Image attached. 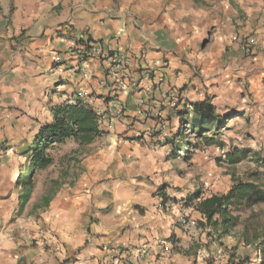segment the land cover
<instances>
[{"label": "crops", "instance_id": "obj_1", "mask_svg": "<svg viewBox=\"0 0 264 264\" xmlns=\"http://www.w3.org/2000/svg\"><path fill=\"white\" fill-rule=\"evenodd\" d=\"M112 56L126 60L117 78ZM206 97L263 138L264 0H0L5 154L63 102L89 106L104 132L25 202L0 182V264H225L222 238L192 247L195 231L216 237L181 223L182 194L156 193L181 186L173 166Z\"/></svg>", "mask_w": 264, "mask_h": 264}, {"label": "rangeland", "instance_id": "obj_2", "mask_svg": "<svg viewBox=\"0 0 264 264\" xmlns=\"http://www.w3.org/2000/svg\"><path fill=\"white\" fill-rule=\"evenodd\" d=\"M244 119L245 117L227 120L226 126L222 127L215 137L217 141L223 143L222 147L215 144L207 145L203 140L196 137L195 132L188 130L184 122L180 120L178 123L182 129L185 127L184 140L181 141L180 145H183L184 150L186 149V153L182 149V154H185L186 157L176 160L173 169L179 171L177 175L182 181L181 186H172L166 193L168 197L173 195L175 199H178L177 197L182 194L181 207L185 208L183 215H187L183 218L190 220L195 226H197L201 216L192 205H185V199L197 190H200L203 196L223 194L231 187L233 180L238 179L243 183H252L256 190L264 193V132L263 138H260L257 133L250 138L248 132H255L259 125L255 124L251 118L247 121ZM27 145L25 150H23L24 148L21 150L14 149L5 154L8 143L6 140L0 141V182L5 186L10 185L9 183L13 184L12 189L21 193V196L29 191L33 197L44 189V177L49 175L51 171L59 169L58 167H64L73 161L77 162L79 160L78 150L86 146H79L70 139L51 147L48 153L53 159L52 164L43 170L30 171L25 166H28L27 152L30 149L28 148L29 145L32 146V141H28ZM233 149H249L250 152L246 153V157L241 161L232 163L227 159L226 154ZM3 156L5 159L2 161ZM28 171H30V175L25 179L23 175ZM22 179L24 182L21 183L19 180ZM173 190H177L175 192L179 193H175ZM27 206L35 210V203H27ZM233 213L239 214V225L233 228L228 235L222 236V241L217 242L222 246L220 253L222 261H225V264H233L240 260H244L245 264H264V252L261 251L264 246L255 249L253 245L247 246L242 240L241 233L243 226H246L250 233L255 229L256 233L259 234L260 240L258 238L257 242L261 241L262 237L264 239V203L255 204L251 208L240 207L237 211L233 210ZM195 233H197V237L191 241L192 247L196 249L204 243L207 245L212 240L219 239L216 234L210 231L206 234L212 233L216 238L211 236V239H207L202 236L203 241H201L199 232L195 231ZM223 251L226 252L227 258L223 256ZM211 257L210 254L209 258Z\"/></svg>", "mask_w": 264, "mask_h": 264}, {"label": "trees", "instance_id": "obj_3", "mask_svg": "<svg viewBox=\"0 0 264 264\" xmlns=\"http://www.w3.org/2000/svg\"><path fill=\"white\" fill-rule=\"evenodd\" d=\"M193 110L196 116L193 119L196 137L207 145L215 144L222 147L223 143L217 141L215 137L220 129L225 127L224 123L229 116H218L209 97L202 102H195ZM51 114L52 120L39 128L27 152L28 166L25 167H28L30 171L43 170L52 164L53 159L48 153L51 147L60 145L68 139L74 140L80 146L86 145L104 134L99 129L100 116L87 105L63 102L53 106ZM180 120H183L182 117ZM248 152H250L249 149H233L226 156L230 162L236 163L244 159ZM30 171L24 173L25 179L29 177ZM19 181L22 183L24 179ZM166 188L167 185L162 184L156 191L163 201L167 196ZM30 194L27 191L22 195L23 202L29 198ZM258 203H264V193L256 190L252 183H243L238 179L233 180L231 187L223 194L203 196L202 192L197 190L185 199V205H192L201 216L197 227L208 229V232L212 231L218 238L228 235L239 225L240 216L237 213L234 214L233 210L237 211L240 207L251 208ZM241 233L242 240L247 246L253 245L254 249L264 246L263 237L261 241H256L258 238L260 240V237L255 229L250 233L248 227L243 226ZM261 251L264 252V247ZM233 264H245V261L240 260Z\"/></svg>", "mask_w": 264, "mask_h": 264}, {"label": "built area", "instance_id": "obj_4", "mask_svg": "<svg viewBox=\"0 0 264 264\" xmlns=\"http://www.w3.org/2000/svg\"><path fill=\"white\" fill-rule=\"evenodd\" d=\"M252 44H253V40L251 39L250 36L245 38L244 45H245L246 50H249ZM112 60H113V66L115 68L114 74H112V78H117L116 74L119 71H124L126 69V60L123 57H119V56H112ZM172 92H173V89L168 88V90L166 91V94H169ZM171 101H172V104L176 102V100H171ZM140 104L142 107L144 108L146 107V104L144 101H141ZM178 153L182 154L181 149L178 150ZM180 221L182 224H186V220L183 217L180 219ZM128 264H131V263H128Z\"/></svg>", "mask_w": 264, "mask_h": 264}]
</instances>
